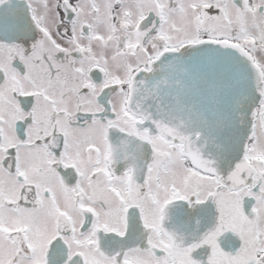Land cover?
I'll return each mask as SVG.
<instances>
[{"label":"flooded vegetation","instance_id":"af4514ba","mask_svg":"<svg viewBox=\"0 0 264 264\" xmlns=\"http://www.w3.org/2000/svg\"><path fill=\"white\" fill-rule=\"evenodd\" d=\"M201 39L261 73L244 177L127 103L135 71ZM173 201L212 223L174 240ZM0 264H264V0H0Z\"/></svg>","mask_w":264,"mask_h":264},{"label":"water","instance_id":"95a60500","mask_svg":"<svg viewBox=\"0 0 264 264\" xmlns=\"http://www.w3.org/2000/svg\"><path fill=\"white\" fill-rule=\"evenodd\" d=\"M261 86L260 70L246 50L224 39H201L135 71L127 103L142 126L181 140L200 166L218 175L239 170L244 177ZM166 212L174 240L193 239L212 223L207 203L173 201Z\"/></svg>","mask_w":264,"mask_h":264}]
</instances>
